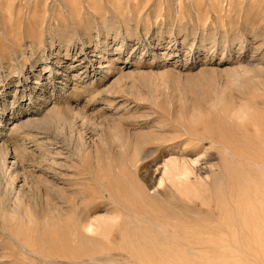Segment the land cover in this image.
<instances>
[{
	"label": "rangeland",
	"instance_id": "374dc122",
	"mask_svg": "<svg viewBox=\"0 0 264 264\" xmlns=\"http://www.w3.org/2000/svg\"><path fill=\"white\" fill-rule=\"evenodd\" d=\"M260 207L264 0H0V264H264Z\"/></svg>",
	"mask_w": 264,
	"mask_h": 264
},
{
	"label": "bare ground",
	"instance_id": "6f19581e",
	"mask_svg": "<svg viewBox=\"0 0 264 264\" xmlns=\"http://www.w3.org/2000/svg\"><path fill=\"white\" fill-rule=\"evenodd\" d=\"M156 150H157L156 147L147 149L146 154L143 155V158H147V157L154 155ZM193 172H194L193 167L188 163H185V162L181 163V162H178L176 160L166 161L163 164L162 177L158 181V187H164L163 188L164 190L167 189V187L170 189L173 188L180 195L188 196L189 195L188 193L191 192V190H192L191 189L192 183H194L193 182L194 180L191 179V175H193ZM145 188H146L145 185H140L136 190V201L138 204H137V207L136 206L135 207L139 208V209H138V211H135V209H133V210L136 213V215H138V216H140L139 214H140V209H141L139 206L147 205V203H148L146 201V197L148 196V193H147ZM157 194L160 195V191H158ZM236 213L238 214V212H236ZM141 214H143V213H141ZM233 217H234V215H233ZM252 218H255L258 223L262 222V220H264V209L262 207H260L258 209L253 210L251 212V217L248 219H252ZM116 219H117V217L108 216V217L102 218V219L85 220V221H83L84 223L82 225L83 229H84V233L85 234L99 233L100 231H105V230L112 227V225L116 222ZM246 219L247 218L245 216L242 217L241 221L238 219H235L234 223H232L231 225H228V227H226L227 229L225 228L226 229L225 233L230 235V236H237L240 238L264 237V232H262L261 229H252L253 227L251 226V224H246V226L243 225L244 222L246 223ZM218 223H220V222H218ZM197 225H198V222H197ZM205 227H207V226H205ZM216 227L217 226H215L214 229H216ZM212 232L214 233V231H212ZM205 233H207V232H205ZM201 235H203V234H201ZM249 235H252V236H249ZM187 248H189V247H187ZM219 248H220V246H219ZM182 250L184 251L186 249H182Z\"/></svg>",
	"mask_w": 264,
	"mask_h": 264
}]
</instances>
